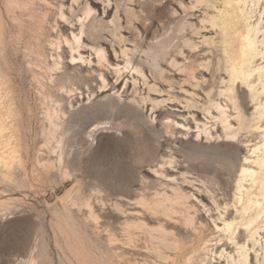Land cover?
Instances as JSON below:
<instances>
[{
    "label": "rangeland",
    "instance_id": "374dc122",
    "mask_svg": "<svg viewBox=\"0 0 264 264\" xmlns=\"http://www.w3.org/2000/svg\"><path fill=\"white\" fill-rule=\"evenodd\" d=\"M168 1L0 0V151L17 154L0 161V264H184L189 257L196 264H226L238 259L230 238L246 247L249 264H264V228L252 239L215 228L222 227L215 215L224 204L235 221L242 217L234 182L262 141L254 128L264 127V119L257 123L251 115L264 105L258 85L264 72L253 73L249 88L242 85L245 124L225 97L214 96L228 115L227 131L234 136L228 138L211 118L218 112L189 78L193 72L199 84L211 80L207 67L215 57L208 42H220L222 35L218 28L203 37L188 35L187 25L199 26L205 16L199 10L191 20L183 18L173 0L177 15L169 24L161 11ZM204 1L228 11L221 0ZM239 1L242 19L250 17L257 41H264V0ZM192 2L186 0V7ZM73 35L80 37L78 46ZM180 39L191 44L182 46ZM175 45L183 52L173 55L179 69L164 55ZM77 48L82 61L71 60ZM95 48L104 51L103 60ZM257 48L254 68L264 66V44ZM184 66L186 73L180 72ZM165 78L183 81V91L178 85L171 90L181 98L178 104L159 103L166 99ZM223 85L214 84V93ZM186 100L209 107L210 115ZM243 185L258 193L249 182ZM156 193L168 195V202L154 210L153 201L162 198ZM185 212L194 215L193 227L184 223ZM158 226L167 231L165 239ZM172 241L184 252L173 251Z\"/></svg>",
    "mask_w": 264,
    "mask_h": 264
},
{
    "label": "bare ground",
    "instance_id": "6f19581e",
    "mask_svg": "<svg viewBox=\"0 0 264 264\" xmlns=\"http://www.w3.org/2000/svg\"><path fill=\"white\" fill-rule=\"evenodd\" d=\"M173 1L178 5V6L177 5L176 6L179 8V10L184 13V17L183 18L188 17L191 20L195 16V14L197 12H200V11H202V13L205 16V18H202L200 20V22H198L199 23V26H198V24L196 25V23L195 24L189 23L187 25V33H188V35H191V36H202L203 37V35L208 34L209 32H211V31H213V30H215L217 28L219 29L220 34L222 35V37H221L222 39H221L220 42H215L213 40H211V41L208 42V45H209V47H208V54H211L213 57H215L214 64L212 66H210V67H207V70L209 71V73L211 75V80L210 81L205 80V81H203L202 83L199 84V82L196 80V77H195V75H194L193 72L189 73L190 74V77L189 78L192 80V83H194L193 84L194 85L193 88H198L199 91L207 98V100L209 101V107L210 108H213L214 110H216L218 112V115L219 116H217V117H211V118H213L214 120H217L221 124V126H222L223 130L225 131V134H226V136L228 138L233 139L234 136H231L230 135V132L227 131L229 129V127H230V124H229V121H228V115L226 114V111H225L224 107H222L219 103L214 102V99L213 98H214L215 95H217L218 97H225L228 100V102L231 103L232 110L236 114L237 121L240 124H242V123L245 124L246 123L245 121L248 120V115H247V111H246V108H245V105H244V100H245L244 99L245 98L244 97V95H245L244 93L245 92H244V90H242V88H243L242 85H244L247 88H249L250 87L249 86V80L252 77L253 73L254 72H260V71L261 72H264V66L258 67V68H254L252 66V64L255 61V59L258 56L261 55V52L258 51L257 44L259 43L262 46L264 44V41H257L256 35H255L256 28L254 26H251L248 23L249 20H250V17H247V18L242 19V16H243V8H240L239 4L241 2L239 0H221L222 1L221 5H223V8L224 9L226 8L228 11L220 10L216 6H212L207 1H204V0H189V1H193L192 4L194 3V5H192L191 8H187L186 7V3H185L186 0H173ZM173 1L170 0V1L166 2L163 6H161V8H162L161 11L165 14V18H166V20H167V22L169 24H171L173 22L175 16L177 15V11L176 10L170 9V4ZM251 1L254 2L253 0H251ZM86 7H88V6H86ZM210 8H211V10L217 11V15L216 14H208ZM84 11L86 12L85 13L86 15L90 14L89 7L87 8V10H84ZM220 18L222 19V22H221ZM243 20H245L246 23H245L243 29H241L240 26H241V23H242ZM170 39H172V38H170ZM184 39H185V37H184ZM73 41L78 46V44L80 43V37H76L75 35H73ZM167 41H168V39H167ZM181 41L183 42V40H181ZM190 41H191L190 39H186L183 42L185 44H183L182 46H186V44H191ZM65 42L68 45L71 44L68 41H65ZM165 43H166V41H165ZM168 44H170V42ZM165 46H167V44H165ZM179 46L178 45H175L174 49H169L170 46L169 47H165V49H164V55L167 57L166 62L171 67H173L174 69L175 68L179 69L181 67V66H179V63L177 62V60L173 58V55L174 54L177 55V56L183 55V52L180 50ZM78 48L75 50L77 53H78ZM95 53H96V56L99 59L103 60L105 54H104V51L101 48H95ZM219 55H222L223 56V59H219V57H218ZM76 59L79 60V61H82V57H81V55L79 53H78L77 58L75 56H72L71 57V60L72 61H75ZM182 67H183V65H182ZM185 69H186V67L184 69H180V72H182ZM135 71L137 72L138 70H135ZM186 72H188V71L185 70V73ZM222 75H226V77H227L226 79H228V80L227 81H224V78L221 77ZM186 77H188V76H186ZM190 79H188V80H190ZM163 80H165V82L167 83L166 86L168 87V89L165 90L166 99H164L163 101H161L159 103L160 104L161 103L163 104L164 102H166V104L171 105L172 103L180 102L181 98L179 100V98L176 95H174L171 92V90H172V86L173 85H175V86L178 85L179 88L181 89V85L184 84L183 81L178 83V82H175L171 78H165ZM214 84H221V86L223 84H225L226 87L223 90H220L219 89V91H217V94H215L214 93L215 92L214 91ZM258 85L262 87V93H264V76L261 77V75H259V84ZM184 93L188 94L187 91H184ZM193 96H195V95H193ZM186 104H188L190 107H194V108H197V109L199 108L198 110L201 109L202 112L205 111V113H207L208 115H210L209 107H207V106H205V108L199 107V106H197V103L193 102L192 100L191 101L190 100L189 101L186 100ZM263 108H264V105L258 107L256 109V112L253 113L254 115L253 116L251 115V118H252L253 121H257V123H261L262 122V119H264V111H263ZM254 129H255V131H262V141H260L259 144L253 146V149L251 150V155H253V159L252 160L245 159V162L246 163L243 165V167H241V169H240V171L238 173L239 174V179L236 182H234L235 183V186H234L235 187V191L237 193H239L238 195H240L239 197H237V201H238L237 203L238 204L240 203L239 204L240 205V208H241L240 214L242 215L241 220L235 221V218H233L234 216L232 217L231 214L230 215L228 214L229 206H227L226 204H224L221 208H218L217 211H216L217 212L216 213L217 215H215V220H217L219 222H222V227L221 228L219 226L215 225V228L218 230L217 232L221 231V232H224V233H227V234L230 233L231 235H235L236 231L237 232L242 231L243 233H247L248 234V237H250L251 239L253 238L254 235L259 234V231H261V229L264 228V226L263 227H260L259 226V223L260 222H263V220L261 221V219L262 218L264 219V127L255 126ZM205 134H207V132ZM226 143L227 142H224L222 144L226 145ZM198 146H200V145H198ZM208 147H206V148H208ZM230 147H232V146H230ZM214 148H215V146H214ZM218 148H220V147H218ZM221 149H223V148H221ZM225 149L228 150L229 147H227ZM229 151H230V156H231V154H232L231 153V149H229ZM4 153L0 151V161L1 160L5 161L6 159H11L12 157H14L13 155L16 154V151L14 149H12V150H10L9 154L5 155ZM234 154H236V153H234ZM8 155H11L12 157L11 156L9 157ZM226 155H227V153H226ZM11 160H13V159H11ZM226 161H229V160H226ZM163 164H164V161H163ZM248 164H250V165H248ZM221 165H222V163H221ZM224 174H226V173H224ZM223 176H225V175H223ZM176 179L177 178L170 179V180H174L175 181ZM228 180H229V178H228ZM176 181H178V180H176ZM246 181L249 182L250 189L257 188V192H258L257 194L251 195V193L248 191L249 189H247V188L245 189L244 188L243 182H246ZM230 186H232V185H230ZM227 192H229V191H227ZM242 192L245 193V199H243L241 197ZM178 193H180V192H178ZM156 194L159 197L160 194H158V193H156ZM167 196H161L162 198L159 197L161 200H158V201L157 200L156 201L154 200L153 201L154 203L152 205V207H154V208H152V209H154V210H156L157 208H161L162 209L163 208V204L166 201L168 202ZM174 196H176V195L174 194ZM180 197L186 198L187 196L185 197V195H182V193H181V196ZM211 197H212V195H211ZM134 200H131V201H133L132 203H134V205H136L135 202H134ZM140 200H142V199H140ZM186 200H187V198L185 199V201ZM175 201H177V200H175ZM175 201H173V202H175ZM127 202H128V200H127ZM136 202H139V199H138V201L136 200ZM141 202H140V204H141ZM167 202L165 204H167ZM173 202H172V204H173ZM187 202L188 201H186V203ZM122 203L123 202L121 201V204ZM124 203H125V201H124ZM148 204H150V203H148ZM168 204H170V203H168ZM125 205H126V203H125ZM128 205H130V204H128ZM141 205L145 207V203H144V205L143 204H141ZM177 205H178V203H177ZM148 206H150V205H148ZM186 206H188V204H186ZM147 207H146V209H147ZM231 207L234 208L233 205ZM152 209H150V210L152 211ZM165 209L168 210L169 208H165V206H164V210ZM181 209H183V207H181ZM219 210H222L223 212L221 213V212H219ZM187 211H189V210H187ZM204 211L207 214L209 212V210L207 208L204 209ZM186 212L184 213V215L186 214ZM162 213H164V212H162ZM223 213H224V215L225 214H228V216H229L228 219H225L223 217V215H222ZM151 214H153V213H151ZM160 214H158V215H160ZM170 214L172 216V213H170ZM177 214H179V212ZM173 215H174V217H176L175 214H173ZM171 216H169V217H171ZM179 216H181V215L179 214ZM179 216H178V218H179ZM165 217H167V216H165ZM169 217L167 218L168 221H169ZM192 217H194V215ZM192 217H190V216L188 217V215H187L185 218H183L184 219V223L187 224L188 226L189 225L192 226V224L194 223V219ZM172 221H174V220H172ZM128 224H130V223H128ZM185 224H184V226H185ZM185 227H187V226H185ZM158 228L161 231V233L164 234V236L163 235L162 236L164 237L163 239H165V237L168 235L166 233L167 231L165 232V230H164V228L162 226H160V227L158 226ZM192 231H194V229ZM160 239H161V237H160ZM173 240H174V238H173ZM230 241H231V244H233L234 246L238 247V250H239V252H238V259H237V261L235 260V258L234 259H230L229 261H227L226 264H249V262H250V254H248L246 247L245 246H239L238 243L236 241L232 240L231 238H230ZM172 242L173 243L171 245V249L173 251L175 250L176 253L177 252L180 253L181 252V249L184 246H182L177 241H172ZM206 245L209 246V244H206ZM204 247H206V246H204ZM191 250H192V248H191ZM206 251H208V250H206ZM183 252H181V253H183ZM170 258H172V257H170ZM191 258L190 257L189 258H186V260L184 261L185 262L184 264H196V263L192 262ZM168 259H169V257H168ZM173 259H175V258H173ZM164 260H166V259H164ZM171 264H174V262L171 263ZM199 264H205V263H204V261H200ZM256 264H259V263H256Z\"/></svg>",
    "mask_w": 264,
    "mask_h": 264
}]
</instances>
